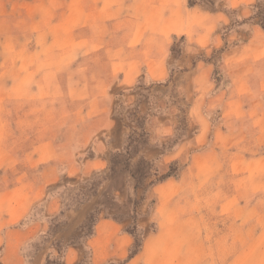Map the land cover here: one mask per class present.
I'll return each mask as SVG.
<instances>
[{
    "label": "rangeland",
    "instance_id": "rangeland-1",
    "mask_svg": "<svg viewBox=\"0 0 264 264\" xmlns=\"http://www.w3.org/2000/svg\"><path fill=\"white\" fill-rule=\"evenodd\" d=\"M234 1L0 0V264H264V0ZM186 24L217 41L165 49Z\"/></svg>",
    "mask_w": 264,
    "mask_h": 264
},
{
    "label": "crops",
    "instance_id": "crops-1",
    "mask_svg": "<svg viewBox=\"0 0 264 264\" xmlns=\"http://www.w3.org/2000/svg\"><path fill=\"white\" fill-rule=\"evenodd\" d=\"M228 1H230L231 4H233L235 2L234 0H228ZM180 4L177 6L178 8H179ZM177 7L175 8V11H173V9L171 10V13L169 15L171 21L174 20L177 17V13H178V8ZM180 14L184 15L186 13H185L184 10H180ZM171 21L167 22V24H172ZM249 27H250L249 30L251 31L250 33L252 34V38L254 40L249 41L248 44L245 47H242L240 49V50H247V56L248 57H246V59H245V61H243V63L247 64L251 59L259 58L258 60H260L262 62V67H263V74H262V76L260 78V82L264 84V28L262 26H260V25L249 26ZM168 28H171V27H168ZM173 28H171L169 31H166L167 37L164 39V43H165L164 48L165 49L169 48L168 39L171 36H174V35H177V34H179V36H181V37H184V39L185 38L189 39V37L192 36V39H193L194 42H196L198 44H202V45L205 43V39L206 38H211V39H213L214 42L217 41V36L215 38V32L214 31L204 32V30H202V31L198 32L195 29L192 31L191 27L189 25H187V24L184 25V27L182 29L180 28L181 31H176ZM176 28H179V27H176ZM151 48L156 49L158 47H157V45H154V46H151ZM230 52L233 53V52H235V50L230 49ZM232 58H233V56L230 55L229 58L227 59V61L232 60ZM195 76H196L197 79L201 78V79H204V81L206 80V76L202 75L201 73L195 74L194 77ZM256 78H258V80H259L258 76ZM244 80L242 78L235 79V81L238 82L239 85L241 83H244ZM238 84H236L235 88L238 86ZM232 92H234L232 94V98H234V99H238L241 96V94H242L241 93L242 91H240V90L237 91L236 89L234 91L232 89ZM235 101H237V100H235Z\"/></svg>",
    "mask_w": 264,
    "mask_h": 264
}]
</instances>
